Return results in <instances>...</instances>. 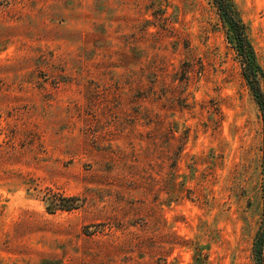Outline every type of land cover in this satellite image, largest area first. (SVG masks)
Listing matches in <instances>:
<instances>
[{
  "label": "rangeland",
  "instance_id": "rangeland-1",
  "mask_svg": "<svg viewBox=\"0 0 264 264\" xmlns=\"http://www.w3.org/2000/svg\"><path fill=\"white\" fill-rule=\"evenodd\" d=\"M245 67L213 0H0V264H257Z\"/></svg>",
  "mask_w": 264,
  "mask_h": 264
},
{
  "label": "trees",
  "instance_id": "trees-1",
  "mask_svg": "<svg viewBox=\"0 0 264 264\" xmlns=\"http://www.w3.org/2000/svg\"><path fill=\"white\" fill-rule=\"evenodd\" d=\"M216 4L221 18L230 25L237 42V50L240 57L246 63L245 75L252 86L256 102L260 107L264 117V94L260 90L257 81L258 66L255 60L254 52L245 34V27L239 19V15L233 11L231 0H213ZM263 247H264V218L259 232L257 233L254 252L257 264L263 263Z\"/></svg>",
  "mask_w": 264,
  "mask_h": 264
}]
</instances>
